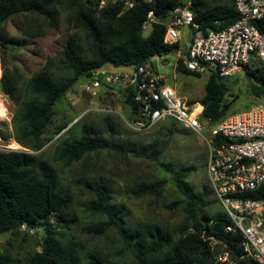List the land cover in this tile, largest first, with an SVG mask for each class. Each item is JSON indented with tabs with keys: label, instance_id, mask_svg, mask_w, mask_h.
<instances>
[{
	"label": "trees",
	"instance_id": "trees-1",
	"mask_svg": "<svg viewBox=\"0 0 264 264\" xmlns=\"http://www.w3.org/2000/svg\"><path fill=\"white\" fill-rule=\"evenodd\" d=\"M190 1L194 20L203 31L224 29L239 18L233 0ZM57 2L66 16L70 14V8H79L75 18L77 26L68 35L61 52L68 73L55 76L49 62H45L37 71L26 74L14 63L18 59L10 52L24 48L38 30L34 26L35 33L15 36L8 33L5 24L13 16L25 17L27 14L53 21L59 13ZM180 3L181 0H151L136 3L120 12L119 5L97 10L92 0H0V93L4 96L15 93L19 98L10 117V126L13 141L21 148L0 147V234H15L21 226L44 231L42 238L35 243L38 249L30 252L24 261H17L6 251H1L0 264H121L106 261L92 250L85 252V263H82L78 243L58 236L59 230L55 229L68 230L76 222V217L70 209L71 194L55 188L56 175L51 160L67 165L89 152L111 150L128 153L137 151L142 145L116 142L111 136H102L94 125L86 123L80 125L74 134V123L68 126V122L63 121L53 129L57 137L66 134L57 141L53 158L33 152L44 146V134L52 122L55 104L65 97L79 77L86 78L92 69L107 63L132 67L148 61L152 55H169L178 50V42H163L162 24L153 23L147 35L143 34L141 24L149 10L158 18H165ZM31 21L36 24L35 19ZM254 24L264 32V22ZM181 51L185 53L182 48ZM257 66L247 67V74L253 79L249 82L250 92L260 97L264 96V69ZM176 69L183 74L199 76V73L189 71L181 59H178ZM228 88L227 77L214 71L208 74L205 92L199 101L202 104L201 115L212 123L226 115L229 102H225L224 95ZM124 97V102L134 109L136 106L130 96ZM168 121L170 125L175 123ZM105 127L114 133L109 119H105ZM7 134L0 131V138L7 140L10 137ZM184 176L185 173H176L171 180L180 198L168 206L179 207L183 217L174 240L157 226L125 228L124 210L113 203L112 189L104 183L85 184L94 196L89 207L106 216L105 225L116 228L135 264H209L214 249L204 237L221 240L235 264H257L244 255L240 235L225 231L228 219L223 212L209 214L203 211L202 194L193 192ZM164 182L143 183L135 193L137 196L152 194L158 197ZM239 196L264 199V183L256 190ZM100 231L101 226L94 230Z\"/></svg>",
	"mask_w": 264,
	"mask_h": 264
},
{
	"label": "rangeland",
	"instance_id": "rangeland-1",
	"mask_svg": "<svg viewBox=\"0 0 264 264\" xmlns=\"http://www.w3.org/2000/svg\"><path fill=\"white\" fill-rule=\"evenodd\" d=\"M59 9V3H56ZM79 8H70L66 16L59 9L53 21L33 15H17L10 18L5 28L9 34L21 36L34 31L37 35L31 37L26 46L10 52L18 60L14 63L26 74L37 71L45 62L51 65L55 76L68 73V68L62 60V48L68 35L73 33L77 23L76 16ZM31 19H35L34 24ZM28 20V21H27ZM149 29L143 31L147 35ZM35 33V31H34ZM174 62L175 56L170 57ZM258 67L253 64L250 68ZM157 70L163 73L169 85L186 101H198L204 95L205 83L209 73H199V76L187 75L172 71L170 66L158 64ZM253 79L246 69L236 71L227 77L229 88L224 95L229 102L226 115L241 113L253 106L264 104V96H254L249 90V82ZM86 81L79 77L68 89L65 97L55 104L52 122L44 134V146L33 154L51 159L57 148V137L53 133L55 126L63 121L68 126L74 123L73 133L86 123L102 136L110 137L116 142L142 145L137 151L119 153L111 150H101L86 153L79 160L62 165L53 159L57 191H68L72 200L70 209L76 217V222L68 229L59 230L58 236L65 240H75L79 245L82 263H85V252L92 250L102 259L121 264H135L132 253L124 246L123 238L113 226L105 225L106 216L89 207L94 198L86 183L101 182L108 185L113 192L112 201L124 210V227L127 229H144L157 226L167 232L171 240L176 237V229L182 222L180 208H170L169 203L180 198L172 176L185 173L184 179L193 192L201 193L204 201L203 211L209 214L223 212V208L214 195L206 171L207 145L202 134L193 132L180 124L161 121L143 132H134L127 128L123 117H128V109L123 105L117 92L100 93L97 96H79V86ZM19 98L15 93L4 96L0 93V131L10 137L0 138V147L19 149L20 146L11 137L10 117L17 108ZM122 115V116H121ZM81 117V118H80ZM80 118L77 122L76 119ZM105 119L112 122L113 132L105 127ZM171 126V127H170ZM170 127V129H168ZM21 149V148H20ZM165 181L158 197L152 194L136 195V188L143 183ZM101 226L102 231L94 232ZM44 234L41 228L21 226L15 234H0V252L6 251L17 260L24 261L27 255L38 249L35 245Z\"/></svg>",
	"mask_w": 264,
	"mask_h": 264
},
{
	"label": "built area",
	"instance_id": "built-area-1",
	"mask_svg": "<svg viewBox=\"0 0 264 264\" xmlns=\"http://www.w3.org/2000/svg\"><path fill=\"white\" fill-rule=\"evenodd\" d=\"M92 1L97 10L119 5L123 12L136 3L151 0ZM233 6L239 18L218 31H203L198 27L190 0H181L165 18H158L149 10L142 29H150L153 23L162 24L163 42H178V50L169 55H152L148 61L132 67L109 63L96 67L79 86V96L117 92L129 112L128 117L121 115L122 119L134 132L146 131L164 120L174 121L199 134L206 131V171L214 195L228 219L224 229L240 235L245 256L257 264H264V199L239 196L264 183V104L212 123L201 115L199 100L191 102L180 97L168 84L166 76L157 70L161 64L170 66L173 71L178 59L191 72L214 71L222 77H230L255 63L264 69V32L254 24L264 22V0H233ZM174 56L172 62L170 57ZM125 95L130 96L136 106L134 109L124 102ZM204 238L214 249L209 264H235L221 240Z\"/></svg>",
	"mask_w": 264,
	"mask_h": 264
},
{
	"label": "crops",
	"instance_id": "crops-1",
	"mask_svg": "<svg viewBox=\"0 0 264 264\" xmlns=\"http://www.w3.org/2000/svg\"><path fill=\"white\" fill-rule=\"evenodd\" d=\"M184 32H185V33H187V30H186V29H184ZM182 49H183V48H182Z\"/></svg>",
	"mask_w": 264,
	"mask_h": 264
},
{
	"label": "water",
	"instance_id": "water-1",
	"mask_svg": "<svg viewBox=\"0 0 264 264\" xmlns=\"http://www.w3.org/2000/svg\"><path fill=\"white\" fill-rule=\"evenodd\" d=\"M63 130H64V129H63ZM61 132H62V131H61ZM61 132H60V133H61ZM60 133H59V134H60ZM59 134H58V135H59Z\"/></svg>",
	"mask_w": 264,
	"mask_h": 264
}]
</instances>
